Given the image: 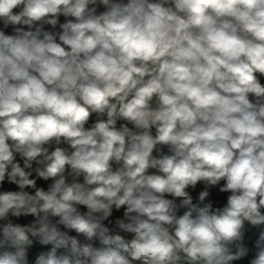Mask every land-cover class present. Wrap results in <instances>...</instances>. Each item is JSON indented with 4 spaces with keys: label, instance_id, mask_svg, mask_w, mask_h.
<instances>
[{
    "label": "clouds",
    "instance_id": "1",
    "mask_svg": "<svg viewBox=\"0 0 264 264\" xmlns=\"http://www.w3.org/2000/svg\"><path fill=\"white\" fill-rule=\"evenodd\" d=\"M0 264H264V0H0Z\"/></svg>",
    "mask_w": 264,
    "mask_h": 264
}]
</instances>
